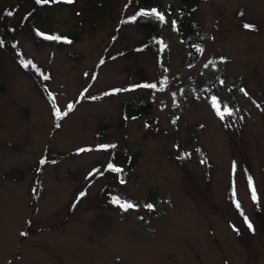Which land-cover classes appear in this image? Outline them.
Here are the masks:
<instances>
[{
    "label": "rangeland",
    "instance_id": "rangeland-1",
    "mask_svg": "<svg viewBox=\"0 0 264 264\" xmlns=\"http://www.w3.org/2000/svg\"><path fill=\"white\" fill-rule=\"evenodd\" d=\"M126 2L0 0V264H264V0H200L191 65L173 31L160 63L139 48ZM123 147L136 166L111 175Z\"/></svg>",
    "mask_w": 264,
    "mask_h": 264
},
{
    "label": "trees",
    "instance_id": "trees-1",
    "mask_svg": "<svg viewBox=\"0 0 264 264\" xmlns=\"http://www.w3.org/2000/svg\"><path fill=\"white\" fill-rule=\"evenodd\" d=\"M199 2L200 0H174V2H166V5H162L159 0H127L126 3H130L132 9L122 15V22L138 24L148 30L145 40L138 47L142 50L153 52L155 60L159 63L162 54L168 48V38L165 37L164 32H175L187 47L186 57L188 64L191 65L199 59L202 50V42L200 40L202 38V29L198 21L191 17L192 10L199 5ZM51 4H53L52 0L46 4L37 3L35 0L34 7L28 11L27 15L34 14L35 8L38 6ZM152 9H156L163 16V19L151 14ZM174 11L176 13H173ZM9 13H11V8L9 7L3 8L0 12V37H5L6 34L10 33L11 25L8 21L11 15ZM145 13L148 14L145 15ZM42 33L44 34L42 35L43 38L47 36H59L62 38L59 40L48 39L54 43H63L70 39L68 34L57 30ZM4 44L7 46L6 42ZM148 85H155V87H151L153 91L157 89L156 84L150 83ZM153 105V94H150L149 97L142 96L133 100H124L121 106V116L127 120L135 116L148 115ZM148 123H151L150 120ZM136 161L137 153L127 149V147H123L118 151L114 149L110 159L106 162V170L111 175L117 173V175L123 177L136 166ZM109 164L112 165V168L108 167Z\"/></svg>",
    "mask_w": 264,
    "mask_h": 264
},
{
    "label": "snow or ice",
    "instance_id": "snow-or-ice-1",
    "mask_svg": "<svg viewBox=\"0 0 264 264\" xmlns=\"http://www.w3.org/2000/svg\"><path fill=\"white\" fill-rule=\"evenodd\" d=\"M36 2H37V3H40V4H46V3H49L50 0H36ZM52 2H55V0H52ZM65 2H67V3H71V2H73V0H65ZM147 14H148V13H145V15H147ZM151 14L157 15V16L160 17V19H163V16L160 15V14L156 11V9H152V10H151ZM9 15H11V13H9ZM133 19H135V17H133ZM243 27L246 28V29H251L253 26H252V25H249V24H244ZM39 34H40V35H44L43 33H39ZM45 38H47V39H52V40H59V39H62V38L59 37V36H47V37H45ZM101 63H103V61H101ZM28 64H31V61H28L27 64H25V66L27 67ZM45 79H47V77H45ZM146 86H147V87H155V85H146ZM241 91H244V90L241 89ZM245 94H247V93H245ZM213 102H214V106H215V98H213ZM72 107H73V105H71V104L68 105V110L71 111ZM225 111H228V109L225 108ZM66 114H67V113H63V115H66ZM54 115L57 116V117H60V116L62 115V113H61V111H60L59 109H55V110H54ZM98 147H99V148H102V149H106V148H108V147H115V145H100V146H98ZM86 150H87V149H78L79 152L86 151ZM41 163H43V161H41ZM108 167H109V168H112V165L109 164ZM95 171H96V170L94 169L93 172H95ZM89 175L91 176V175H93V173H89ZM249 185H250V187H251V178H249ZM83 195H84L83 192L80 193V196H83ZM252 198H253V200L256 199V193H255L254 190H253V192H252ZM113 203L120 204V206H121L122 208H125V209L134 207V205H133L132 203H130V202H123V203H122V202H121L118 198H116V197L113 198ZM147 207L151 208L152 205H147ZM237 207H239V204H237ZM245 219L247 220V218H245ZM249 227L251 228V224H249Z\"/></svg>",
    "mask_w": 264,
    "mask_h": 264
}]
</instances>
